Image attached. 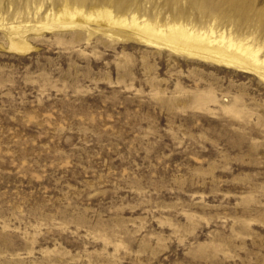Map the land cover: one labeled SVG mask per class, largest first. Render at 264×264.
<instances>
[{"label": "rangeland", "instance_id": "374dc122", "mask_svg": "<svg viewBox=\"0 0 264 264\" xmlns=\"http://www.w3.org/2000/svg\"><path fill=\"white\" fill-rule=\"evenodd\" d=\"M222 1L0 0V264H264V64L132 33L179 10L264 57V0Z\"/></svg>", "mask_w": 264, "mask_h": 264}, {"label": "bare ground", "instance_id": "6f19581e", "mask_svg": "<svg viewBox=\"0 0 264 264\" xmlns=\"http://www.w3.org/2000/svg\"><path fill=\"white\" fill-rule=\"evenodd\" d=\"M36 3V17L39 19L38 14L43 8L44 0H30ZM66 3L65 13L61 12L58 16L54 17L55 21H59L62 17H76L79 13L83 12V4L87 0H75V7H70L68 4L70 0H62ZM177 2L190 3L195 5V0H176ZM210 5H208V4ZM229 4L230 11H223V19H226L229 22V25L240 29L243 25H245L246 18L250 14V5L247 4L245 0H223L221 4ZM207 4V5H205ZM196 6V5H195ZM198 7V6H197ZM199 11L202 15L208 14L212 18H216L217 13L222 11L220 3L217 4L214 0H204L203 4L198 7ZM178 20L176 22V26L174 29V37H168V30L171 29L161 27L160 29H156L151 23L142 21L138 22V19L134 20V26L138 29L136 31H132L133 36H135L140 41L152 45L167 48L171 51H174L179 54H192L197 53L200 50L211 49L215 44H218L221 47H224L227 50H235L240 52L246 58H248L254 64H264V57L260 55L262 52V48L258 47L257 49H253L252 45L247 42V39H239L236 38L232 33V28L230 29V33H228V27L224 32H222L218 38L215 37V29L211 27V35L206 31L200 30L193 23H185L182 21V13L178 10ZM90 17L93 14H89ZM107 19L109 22H112L113 25H118L119 29L128 32L124 25L127 24L126 19L116 18L114 16V12L112 10L107 11ZM45 19L38 20L39 23L42 24V21ZM22 24L17 26H12L9 28L12 31H19L22 28ZM22 47V46H21ZM225 58L230 59L231 62H234L233 58H230L229 55L224 54Z\"/></svg>", "mask_w": 264, "mask_h": 264}]
</instances>
